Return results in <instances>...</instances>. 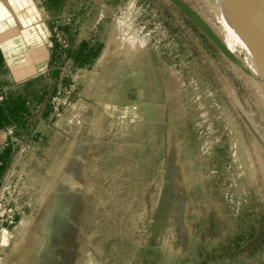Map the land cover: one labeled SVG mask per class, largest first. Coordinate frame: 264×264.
Wrapping results in <instances>:
<instances>
[{"label":"rangeland","instance_id":"374dc122","mask_svg":"<svg viewBox=\"0 0 264 264\" xmlns=\"http://www.w3.org/2000/svg\"><path fill=\"white\" fill-rule=\"evenodd\" d=\"M36 2L69 58L57 80L0 71L9 259L264 264V63L228 3ZM95 96L116 108L80 127L65 109Z\"/></svg>","mask_w":264,"mask_h":264},{"label":"crops","instance_id":"0c3cea01","mask_svg":"<svg viewBox=\"0 0 264 264\" xmlns=\"http://www.w3.org/2000/svg\"><path fill=\"white\" fill-rule=\"evenodd\" d=\"M47 1L46 6L53 8V0ZM45 14L44 8L39 6L36 0H0V71L5 72L4 75L8 78L20 82L44 73L52 78L49 62L54 44L59 41L58 30L64 23L55 24L54 19ZM52 83L51 80L50 84ZM97 86L99 82L95 81L93 93H96ZM112 103L106 100L103 102L95 96L93 108L87 102H82L78 106H67L65 112L71 117L81 119L80 127L84 122L88 124L87 126L97 129L94 125H100L110 114L108 111L115 110L116 107ZM91 110H93L92 117L88 121L89 115L86 111L90 113ZM126 129L128 130V127ZM12 158L9 149L0 147V181L7 176ZM7 233L2 230L0 223L1 241ZM14 234L19 235L16 232ZM5 249L0 244V264H7L10 261V264H37L32 259L33 255L35 258L38 253V247L37 249L33 247V253L32 250L29 251L31 253L29 259L24 261L21 260L22 258L9 259L11 256L5 254ZM3 254L5 257L1 256Z\"/></svg>","mask_w":264,"mask_h":264},{"label":"water","instance_id":"95a60500","mask_svg":"<svg viewBox=\"0 0 264 264\" xmlns=\"http://www.w3.org/2000/svg\"><path fill=\"white\" fill-rule=\"evenodd\" d=\"M264 54V1L225 0ZM237 19V18H236Z\"/></svg>","mask_w":264,"mask_h":264},{"label":"trees","instance_id":"16d2710c","mask_svg":"<svg viewBox=\"0 0 264 264\" xmlns=\"http://www.w3.org/2000/svg\"><path fill=\"white\" fill-rule=\"evenodd\" d=\"M60 29L63 30L62 27ZM69 58V51L65 49V47H62V45L59 42H56L54 44V48L51 54V59L49 62V68L52 69V78L54 80H57L60 76L61 70L64 67V64ZM47 88L44 86L42 91V97H45L47 95ZM4 120L0 113V126L3 124ZM259 244L264 242V235H259Z\"/></svg>","mask_w":264,"mask_h":264},{"label":"bare ground","instance_id":"6f19581e","mask_svg":"<svg viewBox=\"0 0 264 264\" xmlns=\"http://www.w3.org/2000/svg\"><path fill=\"white\" fill-rule=\"evenodd\" d=\"M236 18H237V21H238V23H239V25H240V27H241V29H242V31H243V33L245 34V36H246V38H247V40L251 43V45L253 46V48H254V50L256 51V53L258 54V56H259V58L263 61V63H264V54L262 53V51L260 50V48L258 47V45L255 43V41L253 40V38H252V36H251V34L249 33V31L247 30V28L245 27V25L242 23V21L236 16ZM23 219H22V226L21 227H26V226H24V225H28V221L27 220H25V222L23 223ZM20 224V223H19ZM18 227V226H17ZM16 227V228H17ZM19 232H20V229H19ZM18 231H17V233H19Z\"/></svg>","mask_w":264,"mask_h":264},{"label":"built area","instance_id":"2783aa9c","mask_svg":"<svg viewBox=\"0 0 264 264\" xmlns=\"http://www.w3.org/2000/svg\"><path fill=\"white\" fill-rule=\"evenodd\" d=\"M62 46H63V47H65L66 45H65V44H63Z\"/></svg>","mask_w":264,"mask_h":264}]
</instances>
